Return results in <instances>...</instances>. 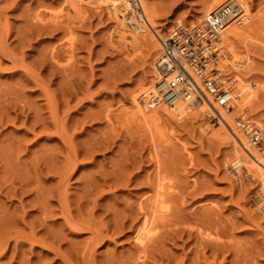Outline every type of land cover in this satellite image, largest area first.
Wrapping results in <instances>:
<instances>
[{
	"label": "rangeland",
	"instance_id": "1",
	"mask_svg": "<svg viewBox=\"0 0 264 264\" xmlns=\"http://www.w3.org/2000/svg\"><path fill=\"white\" fill-rule=\"evenodd\" d=\"M65 1L0 0V237L9 238L6 252L0 250V264H65L67 259L63 256L75 264H84L83 252L91 235L66 225L61 211L62 202L65 204L62 193L68 196V206L76 220L86 218L100 228L111 227L118 211L121 217L122 211L129 214L134 207L136 211L140 200L155 194L157 174H163L160 179L169 195L166 204L171 211L174 209V218L170 217L178 218L167 219L163 224L173 222L176 227L161 226L160 241L163 243L164 239L165 243L159 241L162 249L156 244L153 247L160 250L155 249V253L152 247L156 258L158 253L166 252L161 256L167 259L159 256L161 259H149L146 264H193L196 258L199 263L194 264H264V191L252 170L248 172L238 162L233 142L213 136L218 125L217 112L212 109L200 115L193 109L197 115L191 112L179 121L160 114L149 123L153 131L139 119L131 118L135 111L132 96L139 92L143 80L155 77L149 67L159 51L146 46V41L134 40L133 44L139 43L134 44L135 48L128 46L129 39L119 40L107 8H89L86 16L80 18L69 11ZM246 1L250 3V13L264 14V0ZM206 2L142 1L153 9L156 29L162 37L176 23L188 27L194 21L198 24ZM125 28L129 29L127 25ZM253 36L255 41L236 44L242 54L246 49L250 51L251 70L244 78L255 82L259 91L244 115L253 127L264 131V29H258ZM217 66L223 76L234 74L221 69L220 61L216 70ZM202 100L205 98L199 99ZM158 110L160 106H151L150 113ZM108 113L112 114L110 120L104 117ZM238 114L234 111V117ZM204 122L206 131L200 127ZM62 128L81 151L82 162L64 185H58L66 154L58 131ZM151 132L155 133L150 135ZM261 151L264 149L255 150ZM234 161L240 164L239 170L232 166ZM124 175L128 176L126 184ZM21 184L24 191L20 190ZM40 206L51 209L46 221ZM138 219L139 215L131 224ZM25 223L33 225L37 236L53 239L54 246L31 243L27 235H22L18 248L15 232L28 231ZM127 226L130 224L121 232L110 230L108 241L95 247L92 264L139 263L133 259V229ZM164 229L170 231L165 233ZM203 230L210 233V239L205 238L212 240L211 244L205 238V242L201 240L203 245L198 243ZM214 239L220 240L219 245L222 241V250L219 245L216 248V242L212 243ZM201 251L208 256L206 263L200 260Z\"/></svg>",
	"mask_w": 264,
	"mask_h": 264
},
{
	"label": "bare ground",
	"instance_id": "2",
	"mask_svg": "<svg viewBox=\"0 0 264 264\" xmlns=\"http://www.w3.org/2000/svg\"><path fill=\"white\" fill-rule=\"evenodd\" d=\"M142 1L143 0H141V2ZM228 1L229 0H207L202 14L198 16V24H200L203 21V19L209 13L213 12L214 10L219 9L221 6L225 5ZM237 1H239L240 4H241V8H242L241 9L242 10V15L241 16L243 18H242L241 21H233V22L229 23L226 26V28L224 29V31H223V34H222L221 39H220L221 40L220 45L218 44L219 41L217 43V45L219 47V53H218L216 61L217 62L220 61V68L221 69H229V70H231L234 73V74L228 75V76L224 75L225 76L224 77L223 75L220 74V70H219V68L217 66L218 78L221 79L222 82L226 83V85L228 86V88L230 89V92H231L232 104H231L230 108L229 107H227V108L221 107L218 104L214 103L213 99H212V97L210 95H207L206 97L204 96L205 100H202V101H199V100L195 101L194 97L191 98V99H187V100L179 99V100H176L172 105H166L165 103H163L161 101H155L154 100V96H155L154 95V83L156 82V79L158 78V71H157V69L155 67V61L157 60V58L160 55V47L158 46L157 42H159V39H160V37H162V34L158 31V28L156 29V24L157 23L155 24L156 21L154 22V17H155L154 16V12L152 11L153 9L151 10L150 7L144 6L143 3H142L143 9H144V12H145V15H146V22L144 24L140 25V27L132 30V29H126L125 28V25H127V17H129L128 16L129 13L125 10V7H124L125 0H66L65 3L67 4L66 6H68L69 11L74 12L75 15H77V17H80V18H82V17L84 18L86 16L87 12L89 11V8L92 9V10L93 9H95V10L97 9L98 10V9H100L102 7L107 8L108 12L111 15V17L114 19L113 21L115 22V27H116L115 30L118 31V32L116 31V34L118 33L120 35L119 40L122 39V41H125V40L129 39L131 42L128 43V46H132V47H134V46L139 44V43H137V44L134 43V44H136V45H134L132 43L134 40L146 41V42H148V45L146 43V46H148L149 48H155V50L159 51L158 52L159 55L155 54V56L153 57V61H150V67H149L150 71L153 73V75L155 77L153 79L149 78V79L143 80L144 82H143V85L141 86V89L140 90L138 89L139 92L132 96V103H133V107L135 109L133 114H134L135 117L132 116L131 118H134V120L135 119H137V120L139 119L138 121L143 122L147 126L148 130L153 131L152 130L153 128L149 127V126H151V124H149V123L153 122V120H157L159 118L160 114L163 115V116L167 115V116H169V118L170 117L171 118L174 117L173 119H176V120L179 119L180 120L185 115H187V114L190 115L191 112H192L191 114L193 115V112L195 111V110L193 111V109H196V113L200 114V115H204L206 112H212L213 110H215V112H217V116L219 118H218V125H217V127H215L216 130L214 129L215 132H213V136L215 138H217V139L221 138V139H225L226 141L233 142L232 146H233V150H234V153H235L234 155L237 156V158H238L237 160H239L238 162L242 163L243 166L246 167L247 171L248 170H252L251 172L253 173L254 176L252 174L250 176H253L255 179H257L259 181V184L261 185V189H262V191H264V151H261V152H258V153L255 152V150L256 151H260L261 149H264V131H262V129H260L261 133H262V142L259 145H252L248 141V135L245 132V129H242L241 127H240V129H237L236 124H235L237 121H240L247 128H250V127L254 128L252 123H250V121H247L246 118H245V115H244L246 113L245 111L248 110V108H250V106L253 104V101L255 100L256 96L258 95L257 93L259 92L258 89H257L258 88L257 84L255 82H249L248 79L244 78V75L246 74V72L248 73V71L251 70L250 67H251L253 58L251 59V57L249 55L250 51L248 52L247 49H246V52L244 51V54H242L241 51H240L241 52L240 53L238 51L239 49H237L240 45L239 46H237V45L239 44L238 41L240 42V44L241 43L248 44L250 41H255L256 40V39L252 40V39H254L253 37L256 36V35L253 36V34L255 32H257V30L260 29V28L264 29V14H262V15L261 14L254 15V14L250 13V5H249L250 3H248L246 0H237ZM194 22L191 23L192 27L198 25V24H196ZM178 24L179 23H176V25H178ZM174 26L175 25H173V27ZM171 32H172V29L169 31V33L166 36H168ZM255 43H257V42H255ZM254 46H256V45L254 44ZM135 48H137V46ZM221 48H223V49H222V53L220 54ZM246 48H247V45H246ZM154 80H155V82H154ZM49 101H51V99ZM52 102H53V99H52ZM51 104H53V103H51ZM153 105L154 106H160V110L155 111L153 113H150L151 106L154 109ZM52 108H53V106H52ZM234 111L236 113L240 114V115L238 114L239 117H234L235 116L234 115ZM196 113L194 115H197ZM130 114H131V112H130ZM111 115L112 114L108 113L104 117L107 118L108 120H110ZM53 116H54V113H53ZM231 119L234 120V122H233L234 124L232 123ZM52 121H53V119H52ZM205 123L206 122L202 123V125L200 126L203 131H206V129L208 127V126L204 127ZM109 124H110V122H109ZM58 125H59V123H58ZM58 125H56V127ZM261 126L264 127V125H261ZM63 127H64V125H63ZM64 128L58 129V131L62 133V134L60 133V135H62L61 138H62V140L64 139L63 141L65 142V146H66V149H65L66 150V154L63 157L64 159L61 161V166L60 167H62V169L59 172L58 181H57V184L59 183L61 185L68 180L70 175H72L74 173V171L78 168L79 163L82 162L79 159V155H80L81 151L79 152V150L76 148V145H74L73 141L71 139L67 138L68 135L65 134L67 131L64 130ZM150 128H152V129H150ZM145 129H146V127H145ZM148 130H146L147 134H149V132H150ZM227 131H229V133H231V134H228ZM151 134H152V132L150 133V135ZM231 135H233V138H231ZM70 136L71 135H69L68 137H70ZM246 137H247V139H246ZM147 138L150 139V136L147 137ZM232 139H234V140H232ZM148 142H149V140H148ZM87 150H88L87 152H89L90 149L88 148ZM85 152H82V153H85ZM87 154H89V153H86L85 155H87ZM232 154H233V151H232ZM154 162H155V160H154ZM238 162L237 161L232 162L233 163L232 166L236 170H239V167H240V164ZM154 173L157 174V171L156 172L154 171ZM160 173H161V171H160ZM162 175L160 176L159 174H157L155 176V178L157 180V182H156L157 184L155 183L156 184V186H155L156 188H155V192H154L155 194H153L151 196H148L146 199L144 198V200H140L139 202L138 201H133V202H138L137 203V207H136V211L134 210L135 207H134V209H132L135 212L130 211L129 214L128 213L124 214L125 211L123 212L122 211L123 208H122L121 211H122V215L123 216L121 217V215H120L121 212L119 213V211H118L117 214L120 215V216H118L117 214H114V215H117V217H114V219L116 218V220H114L112 218L114 223H113V225L111 227L105 225L102 228H100L95 223H93V221H89L86 218H85V220L84 219L76 220L75 217L71 213L72 210L69 209L70 205L68 206V196L65 195L66 193H62V195L64 194L63 197L65 196L64 197L65 204L62 202L61 211H62L64 222L66 223V225L71 226V227L73 226L75 228V230L77 229V230L81 231V233L89 232L90 235H91L88 243L85 246L84 252H83V258L85 260L84 264L85 263L86 264H92L91 263L92 262L91 259H92L93 253H95L94 252L95 251V247L96 246H100V244L102 242L106 241V240L108 241V239L112 236V235L109 234L110 230L113 229V232H119V231L121 232L126 227V224H130V226L129 227L127 226V227L129 229H133V236H132L133 240H134L133 248H135V255H134L135 258H133V259H135V261L139 262L137 264H146V262L149 261V259H151L152 262H153V261H156V259L158 260V258H160V257H162V259L165 257V255H164V257L161 256L164 253H166V252H163L162 250L161 251L163 252V254L159 255L161 252L158 253V258H156L155 254L152 253V251H153L152 247L153 246H156V244H157V247H161L162 245L165 244L164 243V239H163V243H162V241H160L162 239V237H163V235H162L161 239H160V235H161L160 232L163 231L161 229H163L164 226H166V225L170 226L169 224H171V223H169V224L166 223V225L163 226V224H165L164 221H166L167 219H169V221H171L172 220L171 218L174 215V214L172 215V213H171L172 211H174V209H172V211H171L170 210L171 208L168 205V203L166 204V200H167L166 199V195L168 194V191H165L163 182H161L160 177H162ZM124 177H125V175L123 176V178ZM147 177H149V176H147ZM25 178H24V180H25L24 182H28L26 180L27 178L26 179ZM115 178L118 179V177H115ZM127 178H128V176L123 179L125 184H126L125 180ZM148 179H150V177ZM113 180H115V179H113ZM123 180H121V181H123ZM117 181H120V178H119V180H116V183H117ZM128 181H130V179H128L127 182ZM23 185L24 184H21V186H20L21 187L20 188L21 191H24L22 189ZM152 186H153V184H152ZM14 189H15L14 191L16 192L17 191L16 188H14ZM151 192H153V191H151ZM171 195L172 194H170V196ZM173 195H174V193H173ZM175 195H176V193H175ZM167 196H169V195H167ZM62 199L63 198H61L60 201H62ZM137 199H139V198H137ZM44 200H46V199H44ZM93 201H94V199H93ZM169 201H171V200H169ZM94 204L95 203H93V206H94ZM126 204H127V202H126ZM170 205H173V204H170ZM132 206H130V207H132ZM41 207L42 206H40V208ZM44 207H46V206H44ZM48 208L49 207H47V209L44 208L45 210L42 209L43 211H40V212H43L44 215H46L45 216V221L47 219L46 217H48V215H49L48 213H50L48 211H51V209H48ZM127 208H128V206H127ZM124 209H125V207H124ZM117 210L118 209H116L115 211H117ZM129 210H130V208H129ZM175 211H176V209H175ZM196 211H199V210H196ZM201 211H202V209H201ZM203 211H205V209ZM45 212H47V213L45 214ZM176 212L178 213V211H176ZM176 212H175V214H177ZM207 212H203V213H207ZM133 213H135L136 215H134ZM51 214H52V212H51ZM138 215H139L140 219H138V221L135 224L134 223L131 224L133 219L135 220V219L138 218ZM170 216H172V217H170ZM119 217H121V218H119ZM43 218L44 217H42L41 219H43ZM177 218H175V219H177ZM202 218H204V217H202ZM129 219H131L129 221L130 223L128 222ZM175 219H173V220H175ZM182 220H184V219H182ZM176 221H178V220H176ZM176 221H175V223H176ZM42 224H43V222H42ZM173 224L174 223L172 222L171 227H172ZM179 224H181V223H179ZM25 226L29 228L28 231H26L25 229H21L22 231H16L15 232L14 238L16 239V242H17L16 246H18L19 243L20 244L22 243V242H19V238L23 237L22 235H27V237H28L27 239H29V241L31 243H34V242L40 243V244H42V245H44L46 247H51L50 245L54 244L53 243L54 242L53 239H49V238H47L45 236H43V237L42 236H37V233L34 232V227H33L32 224L29 223V225L27 226V223H25ZM161 226H163V228H161ZM174 226H175V224H174ZM198 226H199V224H198ZM181 227H182V225H181ZM203 227H204V225H203ZM170 228H168V229H170ZM168 229H167V231L164 229L166 231L165 233L170 231ZM178 230H182V229H178ZM191 230H192V228H191ZM207 230H209V232H210L209 227H208ZM199 231H197V232H199ZM174 232H175V230H174ZM176 232H177V230H176ZM179 232H177V233H179ZM202 232L203 233H199L200 236L198 235L200 237V240L198 239L199 240L198 243L203 245V243L206 240L205 236L207 237V240L210 239L209 238L210 237L209 236L210 233L207 232V231L205 232L204 230ZM162 234H164V233L162 232ZM171 236H173V234ZM171 236H170V238H171ZM10 237H12V236H10ZM199 237H197V238H199ZM202 238L203 239L205 238V240H203ZM171 239L173 240V237ZM201 240L204 241V242L202 243ZM215 240L216 239H214V241L212 243L216 242L215 245H216V248H217V246L219 245V243L217 241H220V240H216V241ZM159 241L162 243V245H160ZM211 241L212 240H209L207 242H210V244H211ZM196 242H197V240H196ZM221 243H222V241L220 242V245H221ZM8 245H9V238H1L0 237V250L2 249L3 252H6V249L8 248ZM158 245H160V246H158ZM220 245H219L220 250H222V246H220ZM209 246H212V245H209ZM209 246H208V249L210 248ZM227 246H228V244H227ZM227 246H225V247H227ZM18 248H19V246H18ZM213 248H215L214 245H213ZM213 248H212V250H213ZM57 249H58V247H57ZM155 249H157V248H154V251H155ZM161 249H162V247H161ZM157 250L159 251L160 249L158 248ZM157 250L155 251V253L158 252ZM163 250H165V249H163ZM200 250H202V249H200ZM195 251H197V250H195ZM214 251H215V249H214ZM214 251H212V253L216 252V251L215 252ZM87 252L89 253V255L87 254ZM132 253H133V251H132ZM200 254L202 255L203 252L201 251V253H199V255ZM224 254H223V256H224ZM61 255H62V253H61ZM173 255H175V254H173ZM211 256H213V255H211ZM214 256H215V254H214ZM63 257L65 259H67L65 261L62 259L65 262V264H75L70 259L66 258L65 256H63ZM130 257H127V258L129 259ZM200 257H203V258L200 259L201 261H202V259L205 260V262L204 261H202V262L206 263L208 261V256L205 255V253L203 254V256H200ZM209 257H210V254H209ZM215 257H211L212 260ZM168 258H169V256H168ZM175 258H176V256H175ZM165 259H167V256L165 257ZM168 260H170V259H168ZM212 260H211V262H212ZM216 260L217 259H215L213 261H216ZM235 260L237 261V259H235ZM195 261H197L199 263V260L197 258L195 259ZM195 261H194V263H195ZM124 262L126 263V261H124ZM197 262H196V264H197ZM209 262H210V260H209ZM237 262H235L234 264H237ZM133 264H134V261H133ZM232 264H233V262H232Z\"/></svg>",
	"mask_w": 264,
	"mask_h": 264
},
{
	"label": "built area",
	"instance_id": "3",
	"mask_svg": "<svg viewBox=\"0 0 264 264\" xmlns=\"http://www.w3.org/2000/svg\"><path fill=\"white\" fill-rule=\"evenodd\" d=\"M129 13L127 26L136 29L146 22L141 0H125ZM241 4L229 0L219 9L209 13L194 27L175 25L172 32L160 37V55L155 61L158 78L154 83V100L172 105L179 99L195 98V101L210 95L213 102L221 107H231L232 96L225 82L218 78L215 65L220 41L226 26L242 20ZM237 129H245L252 145L262 142L261 130L248 129L237 121Z\"/></svg>",
	"mask_w": 264,
	"mask_h": 264
}]
</instances>
